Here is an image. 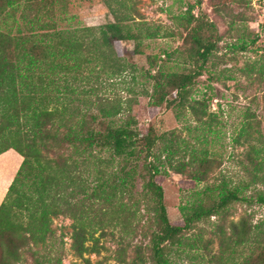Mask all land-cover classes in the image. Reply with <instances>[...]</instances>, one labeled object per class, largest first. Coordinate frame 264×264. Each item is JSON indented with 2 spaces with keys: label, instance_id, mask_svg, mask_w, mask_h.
Listing matches in <instances>:
<instances>
[{
  "label": "trees",
  "instance_id": "16d2710c",
  "mask_svg": "<svg viewBox=\"0 0 264 264\" xmlns=\"http://www.w3.org/2000/svg\"><path fill=\"white\" fill-rule=\"evenodd\" d=\"M56 1L0 0V154L11 148L22 156L0 202V264H18L22 247L45 241L51 233L52 218L66 214L70 208L64 195L69 187L70 192L82 193L89 202L81 207L75 204V210L70 213L72 247L79 254L96 250L99 237L94 234L98 228L101 235L105 233L108 227L105 219L109 213L116 219L111 222L121 226V242L139 231L148 238L151 264H172L175 249L185 245L196 251L203 248L204 256L213 263H225L224 259L229 258L225 257L227 251L233 255L230 258H234L242 248L249 247L252 251L264 248V235L257 233V226L245 216L236 221L231 219L229 231L222 224L216 226V252L209 247L211 240L203 245L201 239L187 235V231L213 215L224 217L234 202L248 200L242 193L251 184L264 185V148L259 149L254 144L250 147L254 156L251 160L254 173L250 180L231 186L224 182L215 186L217 198L209 205L201 201L182 205L183 224H173L163 202V188L156 179L160 174L161 157L166 153L164 158L175 172H188L189 177L198 182L207 176L206 169L200 168H205L209 159L193 155L189 164H174L172 141L154 152L162 134H156L151 127L140 132L130 115L119 120L120 100L92 98L94 87L90 85V90L85 87L102 74L121 77L132 69L120 54L116 42L130 36L152 38L159 34V29L141 19L132 0H103L113 21L98 27H61L65 17L55 18L53 4ZM185 14L186 26L192 24L189 36L203 29L198 16L191 12V6ZM128 21L138 29L136 35H131ZM204 26L214 27L207 21ZM191 40L194 43L188 54L194 62L191 70L167 71L164 63L158 64L160 55H152L144 73L153 81V90L159 92L158 102H165L166 106L175 104L179 108L186 106L196 115L198 109L190 103V97L214 43L196 34ZM245 44L241 41V48L244 49ZM167 89L171 93L170 99H166ZM195 100L196 104L201 103ZM200 114H206V111ZM98 122L103 124L102 130L94 128ZM65 148L73 151L80 161L73 159L72 154H64L62 149ZM104 150L109 151L108 158L100 156ZM53 151L59 153L56 159L51 156ZM89 160L96 165L114 160L118 167L111 178H104L103 174L97 176L90 188L88 181L71 170L72 164L81 165ZM196 161H199V168L190 169L188 165ZM139 162L143 171L140 175L146 177L141 202L148 203V209L152 211L150 225L146 226L140 225L139 205L135 198L127 200L124 196L131 193L129 185L134 184ZM212 189L206 187L199 193ZM256 197L257 202L264 204L263 192H257ZM93 200L100 202L95 209L91 204ZM88 240L93 241L92 245L85 244ZM134 253L133 259L127 260L124 249L119 253V261L142 264V247L135 246ZM252 253L236 264H264V251L256 257Z\"/></svg>",
  "mask_w": 264,
  "mask_h": 264
},
{
  "label": "rangeland",
  "instance_id": "374dc122",
  "mask_svg": "<svg viewBox=\"0 0 264 264\" xmlns=\"http://www.w3.org/2000/svg\"><path fill=\"white\" fill-rule=\"evenodd\" d=\"M137 6L140 17L151 27H157L159 34L152 38H132V36L116 42L120 54L125 58L132 69H128L121 77L102 74L86 84L94 87L92 98L104 97L122 104V112L117 115L119 120L127 116L134 117L135 127L145 132L150 127L155 133L162 136L156 141L153 151L162 150L171 141L175 145L173 163H186L192 161L193 155L209 159L206 169L207 176L203 181L191 179L187 173L175 172L166 162L165 154L159 163L160 174L156 179L163 188V202L169 220L173 224H183L182 205L193 201H201L209 205L217 198L215 186L226 183L231 186L235 183L247 181L252 178L254 169L251 163L253 154L250 152L252 144L259 149L264 148V0H132ZM191 6V12L198 16V22L203 26L190 36V27L186 26L185 11ZM55 18L64 16L58 21L61 27L94 26L98 27L113 21V16L103 3V0H57L53 4ZM140 19V18H139ZM138 19V20H139ZM214 27L204 26V22ZM196 22V21H195ZM131 35H136L138 29L132 21ZM194 24V22H193ZM143 33V31H141ZM196 34L203 40L214 43V48L205 64L204 72L196 78L192 90L190 103L198 109L196 115L186 106L179 108L172 104L166 106L165 102H158L159 92L153 90V81L145 77L148 70V58L160 55L158 64H165L167 71L187 72L194 67L188 54L194 44L191 36ZM245 41V48H241V41ZM115 76V75H114ZM112 77V78H110ZM170 90L166 99H170ZM199 102L196 104V100ZM206 111V114L200 112ZM98 122L94 128L103 129ZM206 123V124H205ZM244 128L245 131H242ZM64 154H72L73 159L80 158L70 151L62 149ZM158 153V152H156ZM58 152L53 151L51 156L56 159ZM101 157H109V151H101ZM71 162V161H70ZM96 165L92 160L81 165L72 164L74 175H80L88 181L91 188L99 175L111 178L118 165L114 160ZM20 158L16 154H6L0 158V202L5 195L18 166ZM199 161L188 165L190 169L199 168ZM142 163L136 167L133 186L129 185L131 193H125V199L135 198L139 205L137 216L140 225H150L152 211L148 203L141 202V194L146 177L140 172ZM264 167V166H263ZM129 166L125 169L127 170ZM264 174V169H263ZM90 183V184H89ZM206 187L213 188L206 193H199ZM90 188L88 190H90ZM69 187L65 196L70 208L66 214H59L52 218L51 233L44 242L37 245H28L20 250L21 258L18 264H124L119 261V253L125 249V258L133 259L135 246L142 247V264H151L148 238L137 232L133 237L121 242L119 224L115 215L109 213L105 219L108 227L101 235L98 228L94 234L99 237L95 251H86L79 254L72 247L71 211L74 205L88 204L82 193L76 190L70 192ZM264 193V185L251 184L242 195L248 200H239L225 212L224 217L211 216L203 220L193 229L187 231L191 238L201 239L204 245L211 240L209 247L217 251L216 226L222 224L229 231V221L238 220L241 216L247 217L254 225L256 231L264 235V204L257 202V192ZM134 200V199H133ZM140 200V201H139ZM96 200L91 201L93 209ZM117 215V214H116ZM110 223V225H109ZM108 231V232H107ZM93 241L85 242L92 245ZM252 248H242L233 255L225 253V263L211 262L204 256V249H190L181 246L175 249L172 255V264H236L244 256L253 252L257 256L264 248L252 251Z\"/></svg>",
  "mask_w": 264,
  "mask_h": 264
},
{
  "label": "crops",
  "instance_id": "0c3cea01",
  "mask_svg": "<svg viewBox=\"0 0 264 264\" xmlns=\"http://www.w3.org/2000/svg\"><path fill=\"white\" fill-rule=\"evenodd\" d=\"M6 154H16V155H18L19 156V158H20V162H21V160H22V156L19 154V153H17L15 150H13V149H8V150H6V151H4V152H2L1 154H0V158H2L3 156H5Z\"/></svg>",
  "mask_w": 264,
  "mask_h": 264
}]
</instances>
